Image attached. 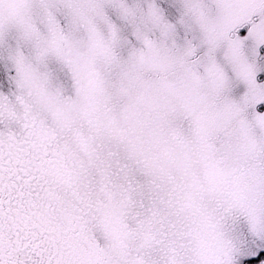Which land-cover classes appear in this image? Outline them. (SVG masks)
<instances>
[{
	"label": "snow or ice",
	"instance_id": "6c2138e0",
	"mask_svg": "<svg viewBox=\"0 0 264 264\" xmlns=\"http://www.w3.org/2000/svg\"><path fill=\"white\" fill-rule=\"evenodd\" d=\"M0 264H264V0H0Z\"/></svg>",
	"mask_w": 264,
	"mask_h": 264
}]
</instances>
